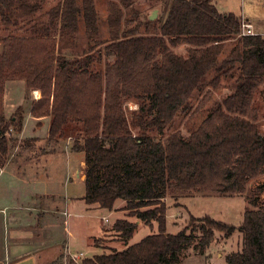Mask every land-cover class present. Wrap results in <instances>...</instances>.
<instances>
[{
  "label": "trees",
  "instance_id": "trees-1",
  "mask_svg": "<svg viewBox=\"0 0 264 264\" xmlns=\"http://www.w3.org/2000/svg\"><path fill=\"white\" fill-rule=\"evenodd\" d=\"M133 2H110L111 38L104 52L114 61L97 71L90 53L80 58L60 53L58 39L75 35L83 15L90 40L99 43L94 0H62L50 13L51 23L35 17L41 8L37 0H0L7 24L31 19L26 34L0 38V165L8 157L10 133L22 130L24 118L22 107L6 115L5 85L23 79L28 93H42L31 112L51 117V140L62 136L67 125L81 124L73 149L85 154V201L112 211L125 200L129 217L158 223V232L81 264H180L192 245L206 254L216 231L230 236L237 229L243 248L227 254L226 263L264 264V204L252 203L239 227L205 215L171 233L164 202L168 194H242L251 179L264 175V131L252 117L264 84V36L242 34L244 18L220 12L213 0H170L159 32L121 31V7ZM154 23L148 19L147 27ZM227 40L233 42L228 51ZM184 43L187 55L173 51ZM223 76L233 83L232 93L188 136L173 130L181 114L192 112L195 94L216 86ZM132 100L138 108L129 110ZM166 130L165 140L152 134ZM137 221L117 219L113 230L128 242Z\"/></svg>",
  "mask_w": 264,
  "mask_h": 264
},
{
  "label": "rangeland",
  "instance_id": "rangeland-1",
  "mask_svg": "<svg viewBox=\"0 0 264 264\" xmlns=\"http://www.w3.org/2000/svg\"><path fill=\"white\" fill-rule=\"evenodd\" d=\"M36 0H30V3H34ZM41 3L40 11L36 14L37 20L41 23H51L53 18L51 17L52 9L62 0H37ZM95 6L98 12V24L99 33L98 41L95 43L94 40H90L89 35L86 31V24L83 15L79 16V29L78 32L70 34L67 37L58 38L61 40L60 53L67 54L71 58L85 57L88 53L92 55L93 70L104 71L105 65L108 61L113 62L114 57H108L104 52V46L111 38V28H110V2L116 0H94ZM82 0H77L80 4ZM170 0H134L133 4L129 7H121L123 10V18L121 31L126 29L137 28L140 34H155L159 32L161 24L165 19L168 11ZM213 3L217 6L218 10L222 13L233 12L238 16L250 18L253 23L256 24L257 28L264 31V0H213ZM156 11V18L151 20L150 15ZM57 19V18H56ZM156 22L147 27V20ZM14 18L11 19V23H15ZM31 23V19L18 21L19 25L7 24L3 16L0 15V38L8 35H24L28 31L25 25ZM58 22V19H57ZM254 30V28H253ZM264 36V35H263ZM233 42L227 40L224 45L225 49L228 51ZM188 44L184 43L172 47L173 51L180 55H187ZM213 73L209 75L208 80L213 77ZM17 85V84H14ZM19 85V84H18ZM13 89V88H11ZM19 90V89H18ZM233 91V83L231 80L225 76L218 82L215 86L213 84L208 85L204 90L199 91L195 94L192 99L193 108L189 115H180L172 129L181 131L185 136H188L191 131L196 129L202 121L208 116L211 109L216 105L217 102L221 101L227 95L231 94ZM5 97V109L10 113L16 110V102L24 101L30 102V96H34L33 93H28L27 89L23 93L16 91L15 94H10L7 91ZM28 95V96H27ZM25 102V104H26ZM15 104V105H14ZM128 109L133 110L138 108L136 101H129L127 103ZM5 110V112H6ZM252 117L261 125L264 131V84L259 88L255 96V110L252 113ZM81 124L71 123L66 126L64 131V139L69 138L70 144L63 147L66 148V153L53 157L54 165L56 169H52V174L55 176L52 183L57 184L55 190H59L62 193L74 192V194L79 195L85 190V184L79 182V178L74 174L76 167H80L81 154L76 151L73 154V158H68L67 153L70 151L69 148L73 149L75 140L79 136V129ZM169 131L166 130L164 134H159L153 132L158 139L165 140ZM70 136V137H69ZM21 147H31L33 144L30 140L23 141ZM16 138H11L9 141V149L17 146ZM64 149V148H63ZM10 172H5L3 177L0 178V206L2 205V189L10 186ZM264 175L251 179L248 182L247 189L242 194L233 195H220V194H208L204 195L199 192H192L190 194L181 196H172L170 194L164 198V202L167 206V230L171 233H177L186 227L193 217L201 218L205 215H209L217 220L234 224L237 227L243 222L245 211L247 208H253L255 203L258 206L264 204ZM14 186V185H13ZM20 186V183L18 187ZM26 187H34L33 182H30ZM13 194H18V188L13 190ZM122 200L119 201L121 203ZM123 210V208L118 209ZM99 212H88L89 214L83 215V220L88 222L87 226H74L73 235V250L81 248L84 245V235L86 234H97L102 233L103 226H105V235L97 242L103 245L105 248L117 247L118 250H123L127 248L124 243H121L119 238H116V232L113 230L114 221L117 217L123 214H118V212H112L106 208H100ZM11 213V212H10ZM101 214L105 216L107 222L97 216ZM126 218L131 221H137L136 217H129L128 211L126 213ZM8 226L6 222H3V214H0V244H5L8 240L7 232ZM158 232V223L153 222L152 224H147L143 221L138 222V227L134 232L131 239L128 240V244L132 245L141 241L145 236ZM201 231L197 230V235H201ZM118 235V234H117ZM81 243V245L79 244ZM211 254L210 257H206L203 252H201L195 244L184 251L182 260L180 264H220L221 262H226L224 257L231 253L243 248V233L237 229L232 235L226 236L221 231H216L215 240L211 244ZM85 254V253H84Z\"/></svg>",
  "mask_w": 264,
  "mask_h": 264
},
{
  "label": "crops",
  "instance_id": "crops-1",
  "mask_svg": "<svg viewBox=\"0 0 264 264\" xmlns=\"http://www.w3.org/2000/svg\"><path fill=\"white\" fill-rule=\"evenodd\" d=\"M243 18L253 25L256 34L264 35L263 29L257 28L250 18L245 16ZM8 90L11 95L16 91L24 93L26 91L25 80L11 79L6 82L4 107ZM33 92L34 96H30V102L27 103L24 98L16 102L17 108L13 113L22 107L24 110L23 128L20 132L10 133L9 136L16 138L18 144L9 149L6 162L0 165V178L5 172H10L11 175L10 186L2 189L3 194L1 195L0 214H3V222L5 221L8 226L6 230L8 240L5 244H0V264H81L86 258L118 250L117 247L105 248L97 243L105 235L104 222L108 219L97 214L103 220V232L84 235V245L79 243L81 248L74 252L72 229L76 225L87 226L88 222L83 220V215L89 214L88 212L101 213L99 210L102 207L98 203L88 204L85 201L86 186L79 195L72 191L62 193L55 190L58 183H52L55 179L52 169L57 168L53 163V157L63 152L66 153V148L63 146L70 144V140L69 138L64 139V134L54 140L50 139L51 117L32 115V103L42 97L40 90H32L30 93ZM5 113L8 117L13 114L8 115L7 110ZM25 140H30L33 145L21 147V143L23 144ZM68 150L70 151L67 153L68 158H73L76 150L72 148ZM78 152L81 154L79 159L81 163L80 167L74 170V174L79 178L80 183L85 184V154L83 151ZM30 182H33L35 188L26 187ZM16 188H18L16 191L18 194H13ZM120 200L116 202L112 210V212L123 214L116 220L127 217V210L124 209L126 201L122 200L119 203ZM120 208L123 210L118 211ZM115 234L121 243L129 246L128 242L123 241L117 233ZM211 247L207 249L206 257H210ZM80 253H85V255L75 259ZM224 259L226 260V256ZM220 264L227 263L221 262Z\"/></svg>",
  "mask_w": 264,
  "mask_h": 264
},
{
  "label": "built area",
  "instance_id": "built-area-1",
  "mask_svg": "<svg viewBox=\"0 0 264 264\" xmlns=\"http://www.w3.org/2000/svg\"><path fill=\"white\" fill-rule=\"evenodd\" d=\"M242 34H245V35L256 34L255 31L253 30V25L250 22L245 21V19L243 20V23H242ZM84 255H85L84 253H80L79 255H76L75 259H79L83 257Z\"/></svg>",
  "mask_w": 264,
  "mask_h": 264
},
{
  "label": "water",
  "instance_id": "water-1",
  "mask_svg": "<svg viewBox=\"0 0 264 264\" xmlns=\"http://www.w3.org/2000/svg\"><path fill=\"white\" fill-rule=\"evenodd\" d=\"M156 18V11H154L153 13H152V15H150V19L151 20H153V19H155Z\"/></svg>",
  "mask_w": 264,
  "mask_h": 264
}]
</instances>
